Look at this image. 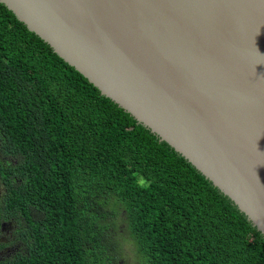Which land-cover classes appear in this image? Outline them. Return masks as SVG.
<instances>
[{
    "label": "trees",
    "instance_id": "trees-1",
    "mask_svg": "<svg viewBox=\"0 0 264 264\" xmlns=\"http://www.w3.org/2000/svg\"><path fill=\"white\" fill-rule=\"evenodd\" d=\"M0 184V264H264L245 213L2 2Z\"/></svg>",
    "mask_w": 264,
    "mask_h": 264
},
{
    "label": "water",
    "instance_id": "water-1",
    "mask_svg": "<svg viewBox=\"0 0 264 264\" xmlns=\"http://www.w3.org/2000/svg\"><path fill=\"white\" fill-rule=\"evenodd\" d=\"M264 235V0H0Z\"/></svg>",
    "mask_w": 264,
    "mask_h": 264
},
{
    "label": "rangeland",
    "instance_id": "rangeland-1",
    "mask_svg": "<svg viewBox=\"0 0 264 264\" xmlns=\"http://www.w3.org/2000/svg\"><path fill=\"white\" fill-rule=\"evenodd\" d=\"M0 191H1V184H0ZM9 228V224H4V226H3V231L5 232V229H8ZM6 234V233H5ZM127 251H128V255H129V257L130 258H133V251L132 250H130V249H127Z\"/></svg>",
    "mask_w": 264,
    "mask_h": 264
}]
</instances>
